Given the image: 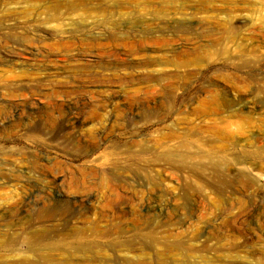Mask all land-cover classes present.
Instances as JSON below:
<instances>
[{
	"label": "rangeland",
	"instance_id": "374dc122",
	"mask_svg": "<svg viewBox=\"0 0 264 264\" xmlns=\"http://www.w3.org/2000/svg\"><path fill=\"white\" fill-rule=\"evenodd\" d=\"M0 54V111L37 93L0 125V264H264V0H0Z\"/></svg>",
	"mask_w": 264,
	"mask_h": 264
},
{
	"label": "bare ground",
	"instance_id": "6f19581e",
	"mask_svg": "<svg viewBox=\"0 0 264 264\" xmlns=\"http://www.w3.org/2000/svg\"><path fill=\"white\" fill-rule=\"evenodd\" d=\"M223 21L225 23H227L228 25V32L231 33V34H234L235 31L237 30L238 28V24L237 22L238 19H234L233 16H231L230 14L228 13H225L224 14V17H223ZM262 21H263V18H262ZM23 49H25L24 47H22ZM14 49V48H12ZM14 53V52H13ZM4 56L0 54V58L2 59ZM18 76H15V75H12L10 73H7V72H3V73H0V101H8L6 100L7 97H12L14 96V93L13 92H9V91H6V90H3V86L8 82H11L12 80L16 79ZM53 87H50V93L52 95L54 94H57L59 91H57L56 89H53ZM61 93L66 96V95H69L70 93H80L79 90L77 89H74V90H63L61 91ZM214 94V93H213ZM19 96V99H20V102L17 104H21L22 107H17V109H12V110H8L9 112V115H7V109H3L0 111V125L5 122L7 120V116L8 118L10 117L11 119H21L22 116H24L25 114V111L28 112L24 107L25 105H30L31 104V99L32 97H34V95H37V93L33 90L31 91H28L27 93H18L17 94ZM45 96V95H44ZM213 97H216V96H213ZM221 98V97H220ZM223 98V97H222ZM215 100V99H214ZM233 100H240V97L238 99H236L234 96H233ZM199 103V102H198ZM205 104V103H204ZM4 105V104H3ZM6 105H10L9 103L7 104L6 102ZM226 105V104H225ZM20 106V105H19ZM227 106V105H226ZM212 108V106L210 107ZM216 108V107H215ZM50 111L48 112L47 114V117L49 118L47 121H46V127H52L54 128V130H57L59 129L60 131H62V133L64 135H68V134H72L73 135V144L74 146L76 147H79V148H83L84 146L86 145H94V143L97 141V138H98V127L93 125L91 126H87V127H84L83 126V121L80 119V116H81V113L80 112H76V116H74L73 118H69L67 120H65V118H63L62 116H64L65 112H64V109H62V106L61 105H55L53 104L52 107L49 108ZM218 109V107H217ZM57 110L56 112L59 113L60 115V118H58L54 113L53 111ZM205 111V110H204ZM211 111V110H210ZM202 113V112H201ZM200 113V114H201ZM95 114V113H94ZM78 115V116H77ZM202 115V114H201ZM205 115V114H204ZM98 116L97 114L94 115V118ZM62 117V118H61ZM10 119V120H11ZM10 120H7V121H10ZM63 123V125H62ZM95 124V123H94ZM52 131V130H51ZM249 139H252L251 137H247L246 139H244L243 142H233L231 143V146L230 148L233 149V150H237V152H235V156L233 157V161L235 163L236 166H240L238 168L235 167V169H239L240 172L244 173V174H247L248 171L250 169L254 170V164L256 165L257 163H255L254 161H252L250 158L246 157V153H248V151L246 150L248 147H252L254 145V141H248ZM196 156V155H195ZM172 155L170 153H167L164 155V158L166 160H173L172 158ZM188 157H191V156H188V155H182L178 158V162L177 163H180V165L183 164V162H185L187 159V162L188 161H192V159L188 158ZM196 158V157H194ZM198 158V157H197ZM201 158V157H199ZM198 158V159H199ZM194 160V159H193ZM200 160V159H199ZM207 160H208V163L211 165V168L212 166L218 170L221 168V161H219L218 159H213L211 157H207ZM203 162V161H202ZM33 163H37L39 165L40 164V161L39 159H33ZM182 163V164H181ZM186 163V162H185ZM189 163V162H188ZM187 163V164H188ZM200 163V162H198ZM191 164V163H190ZM201 164V163H200ZM185 165V164H184ZM206 165L207 162H206ZM186 166V165H185ZM184 166V167H185ZM190 166V165H189ZM200 166V165H199ZM197 164H195L194 166H190V167H194L195 169H201V167H199ZM210 167V166H209ZM189 168V167H188ZM193 168V169H194ZM212 168V169H214ZM90 170H92L93 168H89ZM204 168H202V171H203ZM206 170V168H205ZM212 171H215V170H212ZM220 171H224V170H219ZM203 173V172H201ZM205 173V171H204ZM211 173V171H210ZM221 173V172H220ZM208 174V173H207ZM219 174V173H218ZM12 177L14 178V176L16 174L12 173L11 174ZM217 175V174H216ZM220 175V174H219ZM211 176H212V173H211ZM210 176V177H211ZM1 177V176H0ZM207 177V176H206ZM209 177V178H210ZM214 177V176H213ZM217 177V176H216ZM220 177V176H219ZM212 178V177H211ZM223 178V177H222ZM227 178V177H226ZM58 179V178H57ZM217 179V178H216ZM1 183L3 182V180L1 179L0 180ZM213 181V179H212ZM217 181V180H216ZM73 198V197H72ZM87 199V198H86ZM35 243H34V240H29L28 241V246H34ZM28 262L26 261L25 259H20L19 261H17L19 264V262ZM46 262H49V259L46 258L45 260ZM31 263V262H29ZM65 262L63 263H60V264H65ZM27 264V263H26Z\"/></svg>",
	"mask_w": 264,
	"mask_h": 264
}]
</instances>
